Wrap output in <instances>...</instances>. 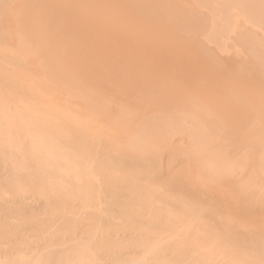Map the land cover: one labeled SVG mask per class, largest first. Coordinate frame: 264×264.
<instances>
[{
	"label": "bare ground",
	"instance_id": "bare-ground-1",
	"mask_svg": "<svg viewBox=\"0 0 264 264\" xmlns=\"http://www.w3.org/2000/svg\"><path fill=\"white\" fill-rule=\"evenodd\" d=\"M0 264H264V0H0Z\"/></svg>",
	"mask_w": 264,
	"mask_h": 264
}]
</instances>
